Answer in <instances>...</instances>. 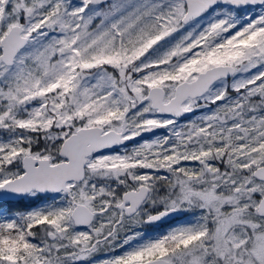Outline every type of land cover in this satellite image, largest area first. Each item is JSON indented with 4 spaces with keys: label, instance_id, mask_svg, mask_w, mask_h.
<instances>
[{
    "label": "snow or ice",
    "instance_id": "snow-or-ice-1",
    "mask_svg": "<svg viewBox=\"0 0 264 264\" xmlns=\"http://www.w3.org/2000/svg\"><path fill=\"white\" fill-rule=\"evenodd\" d=\"M0 264H264V0H0Z\"/></svg>",
    "mask_w": 264,
    "mask_h": 264
}]
</instances>
